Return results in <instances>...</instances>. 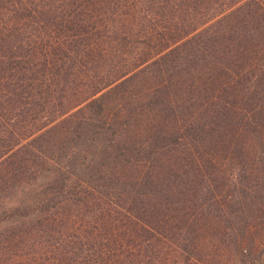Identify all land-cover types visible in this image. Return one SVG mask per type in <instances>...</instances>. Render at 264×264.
<instances>
[{
    "label": "trees",
    "instance_id": "1",
    "mask_svg": "<svg viewBox=\"0 0 264 264\" xmlns=\"http://www.w3.org/2000/svg\"><path fill=\"white\" fill-rule=\"evenodd\" d=\"M0 264H264V0H0Z\"/></svg>",
    "mask_w": 264,
    "mask_h": 264
}]
</instances>
